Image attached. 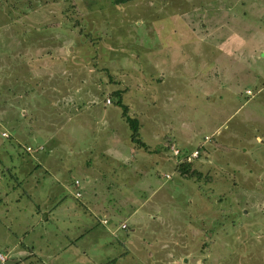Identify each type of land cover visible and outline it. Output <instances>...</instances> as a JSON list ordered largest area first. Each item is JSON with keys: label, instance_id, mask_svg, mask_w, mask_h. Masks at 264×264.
<instances>
[{"label": "rangeland", "instance_id": "374dc122", "mask_svg": "<svg viewBox=\"0 0 264 264\" xmlns=\"http://www.w3.org/2000/svg\"><path fill=\"white\" fill-rule=\"evenodd\" d=\"M0 264H264V0H0Z\"/></svg>", "mask_w": 264, "mask_h": 264}, {"label": "trees", "instance_id": "16d2710c", "mask_svg": "<svg viewBox=\"0 0 264 264\" xmlns=\"http://www.w3.org/2000/svg\"><path fill=\"white\" fill-rule=\"evenodd\" d=\"M133 1H135V0H111V3L113 6L119 7V6H122L126 3L133 2ZM112 94L115 97H119L117 104L121 106V110H122L121 116L124 119L125 123L127 124L128 128L131 132L130 136H129L130 142L133 143L134 145H136L137 148H140V149L147 151L148 147L144 143H142L140 138H139L138 121L134 118H131L128 115L127 107L125 105L121 104V98H120L121 92L116 91ZM191 166H192L191 163H187V162L179 163L177 165V169H178L180 176L183 178H186V179H190L194 176H196L197 179L200 178V173L195 171L194 169H192Z\"/></svg>", "mask_w": 264, "mask_h": 264}, {"label": "built area", "instance_id": "2783aa9c", "mask_svg": "<svg viewBox=\"0 0 264 264\" xmlns=\"http://www.w3.org/2000/svg\"><path fill=\"white\" fill-rule=\"evenodd\" d=\"M1 136L4 137V138H7V135L4 134V133L1 134ZM42 150H43L42 147H38V148H36V149H34V150H32V149L29 148V147L25 148V152H26V153H31V152H33V153H35V152L38 153V152H41ZM171 150H172V154H173V156H174L175 158L179 156V151H178V150H173V149H171ZM196 157H197V152H192V153H190V154L187 156L185 162L190 163L191 160H192V159H195ZM74 185L77 186V182H75ZM75 196H76L77 198H79V194H78V193H76ZM122 228H124V226H123Z\"/></svg>", "mask_w": 264, "mask_h": 264}, {"label": "crops", "instance_id": "0c3cea01", "mask_svg": "<svg viewBox=\"0 0 264 264\" xmlns=\"http://www.w3.org/2000/svg\"><path fill=\"white\" fill-rule=\"evenodd\" d=\"M13 68H14V67H11L9 70H10V71H12V70H13ZM3 81H4V80H3ZM6 81H7V79H6ZM7 83H8V81H7ZM85 165H86V163H85Z\"/></svg>", "mask_w": 264, "mask_h": 264}]
</instances>
